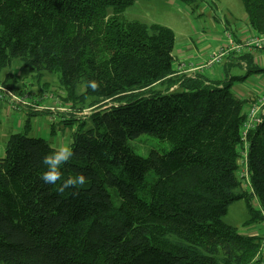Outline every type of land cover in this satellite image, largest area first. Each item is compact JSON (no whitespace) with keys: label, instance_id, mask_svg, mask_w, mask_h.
Returning a JSON list of instances; mask_svg holds the SVG:
<instances>
[{"label":"trees","instance_id":"16d2710c","mask_svg":"<svg viewBox=\"0 0 264 264\" xmlns=\"http://www.w3.org/2000/svg\"><path fill=\"white\" fill-rule=\"evenodd\" d=\"M135 1L0 0V73L17 62L39 76L58 74L74 110L91 109L82 120L91 126L73 135L74 155L55 185L40 178L43 157L55 149L27 136L29 122L8 137L0 157V264L262 261L261 239L221 218L239 200L255 210L254 197L261 212L247 224L263 220L264 116L243 138L251 100L231 92L241 78L228 75L236 65L247 75L264 69L247 52L223 59L221 80L177 75L173 31L123 17ZM240 1L248 32L264 35V0ZM90 80L98 90L86 86ZM27 97L31 113L41 112ZM2 99L13 105L0 91ZM142 134L168 148L135 154L129 141ZM244 148L250 191L238 176ZM81 172L88 183L58 190ZM149 172L156 178L147 183Z\"/></svg>","mask_w":264,"mask_h":264},{"label":"rangeland","instance_id":"374dc122","mask_svg":"<svg viewBox=\"0 0 264 264\" xmlns=\"http://www.w3.org/2000/svg\"><path fill=\"white\" fill-rule=\"evenodd\" d=\"M123 17L126 20L144 24H159L172 30L175 38L174 68L177 63H199L197 66L202 67L212 54L225 46L227 33L234 32L236 28L245 30L248 27L240 0H195L189 3L178 0H136L124 11ZM259 51L264 52V48ZM220 61L214 67L215 71L221 74L224 60ZM263 62L264 53L257 57L258 69H264L261 67ZM9 74L13 76L7 77ZM205 76L216 78L207 72ZM229 76L241 78L234 80L231 87V92L240 99L252 101L264 92V71L258 70L247 75L236 65L231 68ZM0 86H2L0 91L5 86L14 95L29 96L30 104L34 103L43 107V109L37 107L35 110H41V112L33 114L27 104L15 108L7 101L0 100V157L4 155V146L8 137L13 133L22 132L27 122L30 125L27 136L42 138L54 149L61 143L71 144L73 135L77 131L81 129L84 131L91 126L89 120L82 125V120L88 117L91 109H85L84 112L74 110L75 104L65 100L67 93L60 84L58 74L43 73L39 76L36 72L22 69L21 64L15 62L0 73ZM82 93V88L76 92L77 95ZM111 103L109 101L106 104ZM80 105L76 106L80 107ZM247 110L248 106L245 105L243 111L246 113ZM129 144L135 154L142 157H146L148 151L153 148H168L166 143L147 134L129 141ZM241 168L239 166L238 176L242 181V187L250 191L247 178L241 175ZM155 178V175L149 172L146 175V182L150 183ZM251 204L256 211L261 212L254 197ZM255 210L251 211L245 200L235 201L221 219L240 234L259 237L264 251V215L261 214L263 220L258 219L256 222L247 224L255 215L253 213ZM261 259L262 261L256 264H264V256H261Z\"/></svg>","mask_w":264,"mask_h":264},{"label":"built area","instance_id":"2783aa9c","mask_svg":"<svg viewBox=\"0 0 264 264\" xmlns=\"http://www.w3.org/2000/svg\"><path fill=\"white\" fill-rule=\"evenodd\" d=\"M264 48V35H248L242 37L238 40H234L231 35H228V42L224 47H221L218 51L212 54L206 63L203 65V68H211L214 65L218 64L220 60L225 59L229 55H241L242 53H254L256 51L262 50ZM201 67V69H203ZM1 90V88H0ZM2 92L10 98V103L12 106L18 105H25L26 95L23 97L15 96L8 90L2 89ZM84 112V111H83ZM262 116H264V92H262L259 96L255 97L249 104L248 110L246 113V121L244 123L242 129V136L243 138L246 136V133L249 129L253 128L257 123L260 122ZM246 149L241 150L240 159H239V166H242V176L245 175L247 178V171H246Z\"/></svg>","mask_w":264,"mask_h":264},{"label":"clouds","instance_id":"9594fccd","mask_svg":"<svg viewBox=\"0 0 264 264\" xmlns=\"http://www.w3.org/2000/svg\"><path fill=\"white\" fill-rule=\"evenodd\" d=\"M87 87L92 90L99 89V83L95 80L87 81ZM74 155L73 146L68 143H61L55 148V150L48 155H45L41 163L45 166L46 171L42 172L40 178L46 184H57L61 181L63 177V172L61 171L62 165L66 164L72 159ZM88 178L81 172L76 175L70 176L63 181L59 186V191L63 192L69 188H75L78 186H83L88 183Z\"/></svg>","mask_w":264,"mask_h":264},{"label":"crops","instance_id":"0c3cea01","mask_svg":"<svg viewBox=\"0 0 264 264\" xmlns=\"http://www.w3.org/2000/svg\"><path fill=\"white\" fill-rule=\"evenodd\" d=\"M243 28H240V29H235V31L234 32H231V33H227L226 34V43L224 44V45H226L227 44V42H228V35H231L232 36V33L233 34H235V36H236V40H238V39H240V38H242V37H245V36H248V35H252L253 33H249L248 32V30L247 29H245V30H242ZM263 51H256V52H254L253 53V55H254V61H257V57H260V56H262L263 55ZM199 63H195V64H193V63H189V64H186V63H177V65H176V67H175V69H176V73H177V75H182V74H185V75H187V76H190V77H192V76H194L195 74H200V75H203V76H205V73L207 72V73H209L210 75H214L216 78H210V79H216V80H218V79H223L224 78V67H225V65H228V63L227 64H223L222 65V68H223V73H217L216 71H215V65L213 66V67H211V68H209V69H206V68H203V69H201V66H197ZM218 65V64H217ZM230 65V64H229ZM203 67V66H202ZM261 67H263L264 68V62H263V64H262V66ZM230 69V68H229ZM208 70V71H207ZM204 71H206V72H204ZM229 71V70H228ZM218 77V78H217ZM1 87V86H0Z\"/></svg>","mask_w":264,"mask_h":264}]
</instances>
